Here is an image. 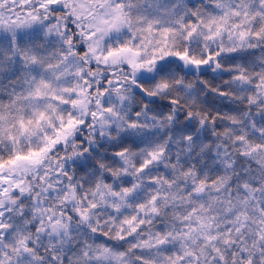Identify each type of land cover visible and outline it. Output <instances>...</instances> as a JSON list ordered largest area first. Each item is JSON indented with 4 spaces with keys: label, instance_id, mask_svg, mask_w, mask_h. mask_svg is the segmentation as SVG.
I'll use <instances>...</instances> for the list:
<instances>
[{
    "label": "snow or ice",
    "instance_id": "obj_1",
    "mask_svg": "<svg viewBox=\"0 0 264 264\" xmlns=\"http://www.w3.org/2000/svg\"><path fill=\"white\" fill-rule=\"evenodd\" d=\"M0 264H264V0H0Z\"/></svg>",
    "mask_w": 264,
    "mask_h": 264
}]
</instances>
